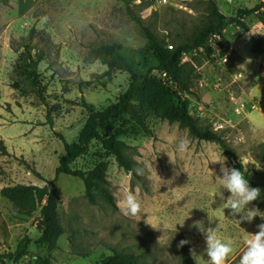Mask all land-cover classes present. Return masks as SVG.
Masks as SVG:
<instances>
[{"label": "rangeland", "instance_id": "374dc122", "mask_svg": "<svg viewBox=\"0 0 264 264\" xmlns=\"http://www.w3.org/2000/svg\"><path fill=\"white\" fill-rule=\"evenodd\" d=\"M208 2L135 0L142 25L131 18L121 0L0 4V188L16 184L51 188L49 182L56 178L65 153L64 140L77 141L86 122L84 101L105 108L118 100L132 80L127 71L93 58L91 49L120 43L136 56L138 71L144 73L155 63L143 26L165 39L168 48L190 46L182 59L181 82L171 85L199 126L220 134L247 169L258 171L254 178L264 183L263 168L255 158L264 143V6L252 14L241 12L263 5L264 0H216L226 16L242 15L248 26L233 22L226 28L230 43L243 42L238 51L225 50L226 60H214L206 52L192 54L208 20ZM253 41L260 45L259 51ZM26 44L34 52L46 51L38 66L41 88L33 82ZM251 90L256 97H251ZM146 123L150 132L127 121L103 129L127 143L133 171L119 166L100 140H94L72 164L74 169L89 170L105 163L107 187L117 207L103 198L90 203L81 178L58 176L59 217L65 233L54 249L37 242L42 233L41 205L32 215H24L0 194V255L14 252L22 241L29 251L17 262L5 259L0 264H37L36 256L51 264H98L121 249L137 253L149 264H194L190 249L203 252L205 241L189 226L199 219L207 225L208 215L213 218L211 226L219 227L217 235L234 242L224 264H238L244 237L258 231L256 226L264 220L257 216L240 224L238 216L225 209L230 193L216 181L220 174L216 161L226 159V165L234 167L235 159L218 142L199 139L178 122L149 115ZM181 139L188 141L183 153L176 150ZM126 190L140 204L135 216L125 213ZM248 207L264 212L253 202ZM184 239L190 243L178 248Z\"/></svg>", "mask_w": 264, "mask_h": 264}, {"label": "trees", "instance_id": "16d2710c", "mask_svg": "<svg viewBox=\"0 0 264 264\" xmlns=\"http://www.w3.org/2000/svg\"><path fill=\"white\" fill-rule=\"evenodd\" d=\"M127 7L131 18L142 25V19L134 8L135 0H121ZM209 15L208 20L198 37L195 39L193 48L205 46L210 37L215 33H223L229 24L235 22L237 25L248 29L243 21L242 15L239 17H228L219 8L216 0H208ZM0 4L7 5L9 0H0ZM264 6L258 5L252 9H241L242 13L252 14L260 11ZM144 33L150 41L154 66L146 72L138 71V61L134 54L128 52L120 43H110L94 46L90 54L95 59H100L108 63L112 68L127 71L132 80L128 88L120 95L118 100L105 108L99 109L93 103L84 101L88 110L86 122L79 134L77 141L67 142L64 140L65 153L60 157L59 165L56 169V178L49 183V186H37L27 184L9 185L0 188V194L13 202L18 211L24 215H32L41 205V236L39 244H46L54 249L58 245L59 238L65 233L59 217V198L57 188V178L60 174H66L81 178L85 185V195L88 201L96 204L98 198L105 199L113 207H117L114 195L108 189V180L105 163H100L93 169L82 170L72 168V164L85 155L94 140H100L103 147L110 154L114 155L119 166L127 171H133L134 161L128 156V145L119 139L115 134L103 133V129L117 121L134 122L145 132H150L146 123L149 115L168 119L170 122H178L186 126L191 135L206 141L218 142L225 153L230 154L236 161L235 168L242 170L252 187L261 190L260 198L253 201L255 205L264 208V183L257 181L254 176L258 171L247 169L242 161L238 159L236 152L230 147L228 142L217 132L201 128L197 119L191 114L188 105L179 97L172 83H180L183 74L182 59L183 52L189 45H179L168 48L165 39L154 33L149 27L143 26ZM253 44H258L253 41ZM255 51L260 50V45L253 46ZM28 56V67L30 68L34 84L40 87L39 64L46 59L44 48L33 51L29 44L25 45ZM155 70L165 72L169 77V82H164L156 74ZM42 92V91H41ZM42 94V93H41ZM51 123L52 120L50 119ZM260 154H256V161L262 166L264 174V143L259 145ZM22 241L14 252L0 255V261L9 259L17 262L29 251L23 246ZM37 264H51L49 259L36 256ZM98 264H149L141 260V257L127 249L115 251ZM239 264V263H238Z\"/></svg>", "mask_w": 264, "mask_h": 264}, {"label": "clouds", "instance_id": "9594fccd", "mask_svg": "<svg viewBox=\"0 0 264 264\" xmlns=\"http://www.w3.org/2000/svg\"><path fill=\"white\" fill-rule=\"evenodd\" d=\"M187 148L188 141L186 139H181L176 145V150L179 153L185 152ZM225 160L216 161L220 163V174L216 175V181L224 191L230 193L225 202V209H230V216L235 218L238 216L236 219L240 224L242 222L251 223L257 216L264 220V212L257 207H248L251 202L260 198L261 190L252 187L242 170L228 167ZM122 203L125 205L126 214L135 216L138 213L140 204L133 192L126 190L123 193ZM147 223L155 228L148 219ZM212 223L213 218L208 215L207 225L204 220L199 219L194 220L189 226L196 229L205 241L203 252L198 253L194 248L190 249L194 264H224L225 259L233 252V240H222L217 235L218 225L213 227ZM256 227L258 231L244 237V251L239 258V264H264V223H260ZM189 243L190 241L187 239L180 240L177 247L182 248Z\"/></svg>", "mask_w": 264, "mask_h": 264}, {"label": "built area", "instance_id": "2783aa9c", "mask_svg": "<svg viewBox=\"0 0 264 264\" xmlns=\"http://www.w3.org/2000/svg\"><path fill=\"white\" fill-rule=\"evenodd\" d=\"M162 2L166 4L169 2V0H162ZM225 32L226 31L224 30L222 34L221 33L213 34L205 46L194 48L192 51V54L197 55L201 52H206L214 60H219V59H225L226 60V57L223 55L225 50L230 49V50L238 51L239 48L243 45V42H239V43L236 42L235 45L230 43L225 36ZM169 48H173V45H169ZM184 57H187L186 51L183 52V58ZM154 74H156L164 82L170 81L169 77L167 76V74L165 72H162L160 70H155ZM217 87H218V85H217ZM244 101H247V100H244ZM200 112L201 111H198V113H200Z\"/></svg>", "mask_w": 264, "mask_h": 264}, {"label": "crops", "instance_id": "0c3cea01", "mask_svg": "<svg viewBox=\"0 0 264 264\" xmlns=\"http://www.w3.org/2000/svg\"><path fill=\"white\" fill-rule=\"evenodd\" d=\"M256 87H257V86H256ZM253 89H254V88H253ZM253 89H252V90H253ZM252 90H251V93H250V94H251V97H256L257 93H253Z\"/></svg>", "mask_w": 264, "mask_h": 264}]
</instances>
